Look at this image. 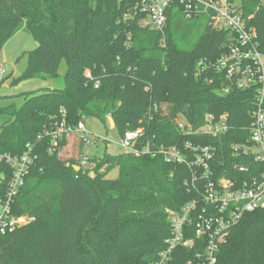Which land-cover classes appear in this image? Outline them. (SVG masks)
<instances>
[{
    "label": "trees",
    "instance_id": "trees-1",
    "mask_svg": "<svg viewBox=\"0 0 264 264\" xmlns=\"http://www.w3.org/2000/svg\"><path fill=\"white\" fill-rule=\"evenodd\" d=\"M137 1L0 0V53L24 27L39 43L26 52L28 66L17 80L56 77L62 60L67 62L65 88L29 93L18 109L0 106V153L21 155L28 144L38 153L13 205L15 214L34 220L0 236V264H150L171 234L167 210L181 209L195 197L185 184L190 167L169 163L163 155L105 152L89 157L86 168L78 163L81 140L80 154L64 159L67 136L55 151L51 137L39 139L63 118L74 126L83 116H96L120 134L145 126L146 137L157 145L213 144L218 176H231L224 169L236 161L251 163L232 153V145L250 138L257 89L224 92L230 83L224 74L214 69L196 74L200 60L215 61L227 52L231 31L206 20L191 45L182 47L175 35L190 37L197 25L189 20L198 18H185L176 3L162 34L139 19L123 20ZM241 1L245 14L254 15L264 49V0ZM180 113L195 127L207 113H229L232 128L221 137L185 134L174 122ZM115 166L119 177L108 178ZM12 175L11 165L0 161V196ZM193 254L178 247L169 264H188ZM218 264H264V210L244 215L222 246Z\"/></svg>",
    "mask_w": 264,
    "mask_h": 264
},
{
    "label": "built area",
    "instance_id": "built-area-1",
    "mask_svg": "<svg viewBox=\"0 0 264 264\" xmlns=\"http://www.w3.org/2000/svg\"><path fill=\"white\" fill-rule=\"evenodd\" d=\"M176 3L181 5L185 18L205 17L212 27L230 30L233 35L227 52L215 61L200 60L196 74L203 76L213 69L224 74L230 81L223 88L224 92H229L232 87L257 89L251 110L250 138L246 143L232 145V153H242L251 159V163L236 161L224 169L231 171V176H218L213 167L217 154L215 145L191 140L170 146L157 145L153 139L146 137L145 126L119 133L118 143L126 153L153 157L163 155L165 161L185 164L192 171L185 184L195 192V197L181 209L167 210L171 234L157 259L150 264H169L178 247L194 250L188 264H218L222 246L244 215L264 210V49L258 40L257 28L252 24L254 15L245 14L241 0H138L127 9L123 20L139 19L142 26L165 34L169 10ZM86 75L93 79L91 69L86 71ZM96 86H99L98 82ZM163 111L165 115L168 114L165 107ZM65 113L63 109L64 116ZM86 119L83 116L77 124L70 126L63 118L40 133L39 139L45 135L51 137V151H55L60 141L72 133L86 144L93 140L98 142L100 137L90 134ZM174 122L183 133L189 135L221 137L232 128L229 113H207L199 127H195L184 113L176 115ZM37 159L38 153L31 144L21 155L0 153V161H6L13 169L8 191L0 196V236L12 233L34 220L29 215L15 214L13 205ZM88 160L83 155L78 163L87 168ZM223 164L225 166V161Z\"/></svg>",
    "mask_w": 264,
    "mask_h": 264
},
{
    "label": "rangeland",
    "instance_id": "rangeland-1",
    "mask_svg": "<svg viewBox=\"0 0 264 264\" xmlns=\"http://www.w3.org/2000/svg\"><path fill=\"white\" fill-rule=\"evenodd\" d=\"M189 21H193L197 25L193 34H190V37H184V32L175 35L182 47L191 45L196 35H199L203 27L202 24L205 23L206 19L205 17H201ZM38 45V41L26 27L11 37L5 44L0 53V106L6 107L14 105L18 109L23 105L26 95L29 93L65 88V75L67 72V62L65 59L62 60L56 77H37L17 80L28 66V56L26 52L34 50ZM0 123H2V120ZM86 126L91 135L99 136L100 139L98 142L93 140L88 144L84 143L86 148L80 158H83V155L88 158L92 156H102L105 152L111 155L125 152V149L118 143L120 134L117 129H107L100 118L92 115L87 117ZM71 139L72 142L74 137H71ZM79 144L80 141L78 139L76 151L70 148L64 149L62 157L64 159H69L79 155ZM119 175L120 167L115 166L108 172L107 177L118 178Z\"/></svg>",
    "mask_w": 264,
    "mask_h": 264
},
{
    "label": "crops",
    "instance_id": "crops-1",
    "mask_svg": "<svg viewBox=\"0 0 264 264\" xmlns=\"http://www.w3.org/2000/svg\"><path fill=\"white\" fill-rule=\"evenodd\" d=\"M71 137H74V139H73L72 142H71V140H72ZM70 139H71V140H70ZM78 139H79V141L81 142V140H80V138H79V136H78L77 134H74V133L70 134V135L68 136V141H69V143H68V145H67L66 148L74 149V150L76 151V148L78 147V145H76ZM80 144H81V143H80ZM80 144H79V146H80ZM85 148H86V146H84L83 153H84V151H85Z\"/></svg>",
    "mask_w": 264,
    "mask_h": 264
},
{
    "label": "water",
    "instance_id": "water-1",
    "mask_svg": "<svg viewBox=\"0 0 264 264\" xmlns=\"http://www.w3.org/2000/svg\"><path fill=\"white\" fill-rule=\"evenodd\" d=\"M110 122H111L112 127H114L115 124H114V121H113V119L111 117H110ZM68 164H70V163H68ZM74 167L76 168V170H80V166L79 165H74Z\"/></svg>",
    "mask_w": 264,
    "mask_h": 264
}]
</instances>
